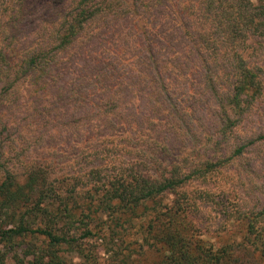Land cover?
<instances>
[{
    "label": "trees",
    "instance_id": "trees-1",
    "mask_svg": "<svg viewBox=\"0 0 264 264\" xmlns=\"http://www.w3.org/2000/svg\"><path fill=\"white\" fill-rule=\"evenodd\" d=\"M263 97L264 0H0V264H264V204L210 238L196 189L264 134L189 160Z\"/></svg>",
    "mask_w": 264,
    "mask_h": 264
},
{
    "label": "rangeland",
    "instance_id": "rangeland-1",
    "mask_svg": "<svg viewBox=\"0 0 264 264\" xmlns=\"http://www.w3.org/2000/svg\"><path fill=\"white\" fill-rule=\"evenodd\" d=\"M51 11H44L36 4L30 9L29 16L20 28L22 37H33L40 33L42 27L41 20L47 19ZM46 14V15H45ZM39 31V32H37ZM21 37V36H20ZM36 37V36H35ZM211 109L203 108L200 116L205 119L209 134L218 133V126L214 119V107ZM231 120L235 121L233 137L236 139L228 142L223 137L217 136L215 146L204 149L200 145L192 146L189 154V160L192 162L200 161L207 155L210 161H215L216 156L226 157L232 151L233 143L238 139H247V141L256 139L258 135L264 134V97L254 103L253 109L245 114L230 115ZM13 133V131L11 132ZM180 140L175 138V146L180 145ZM191 147V146H190ZM57 148L58 151H60ZM189 153V152H188ZM45 150H37L32 154V159H41L45 157ZM56 162L61 169L74 165V159H66L61 153L57 156ZM198 185V184H197ZM196 186V185H195ZM207 193L199 205L198 219L201 221V227L206 231L208 237H214L220 232H226L232 226L231 222L239 213L246 211L252 206L264 204V138L256 140L254 145L249 147L243 159L234 161L232 165L226 166L221 172L209 176L204 184L196 187Z\"/></svg>",
    "mask_w": 264,
    "mask_h": 264
}]
</instances>
